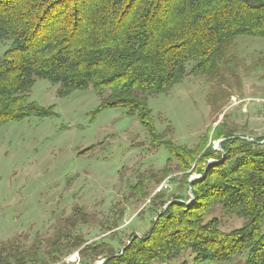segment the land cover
I'll list each match as a JSON object with an SVG mask.
<instances>
[{
  "label": "trees",
  "instance_id": "16d2710c",
  "mask_svg": "<svg viewBox=\"0 0 264 264\" xmlns=\"http://www.w3.org/2000/svg\"><path fill=\"white\" fill-rule=\"evenodd\" d=\"M242 35L264 38V0H0V43L10 41L0 55V125L52 115L51 108L27 102L35 80L46 79L58 84L61 95L91 88L101 109L135 115L150 144L169 151L159 172L165 177L171 159L187 176L201 152L200 179L189 182L192 202L171 203L121 250L103 240L82 248L85 264L97 258H106L103 264H168L185 252L192 264L242 254L244 264H264V135L243 139L223 118L218 136L226 140L218 158H225L207 164L215 149H205V140L194 148L178 145L169 123L157 130L147 106L149 97L192 76L204 82L211 112L221 111L242 90L247 68L235 52ZM130 188L136 192L130 198L146 197L139 180ZM216 206L242 218V228L222 232L212 216ZM85 212L75 205L72 214L56 217L52 233L24 251L15 241L0 243V264H52L79 249L85 241L77 227L86 223Z\"/></svg>",
  "mask_w": 264,
  "mask_h": 264
},
{
  "label": "rangeland",
  "instance_id": "374dc122",
  "mask_svg": "<svg viewBox=\"0 0 264 264\" xmlns=\"http://www.w3.org/2000/svg\"><path fill=\"white\" fill-rule=\"evenodd\" d=\"M9 45L10 41L0 43V55ZM235 52L247 71L241 75V92L230 96L221 111L211 112L204 101V82L192 76L175 84L167 94L147 99L160 133L169 123L178 145L194 148L205 140V149H215L217 155L207 164L225 158V154L218 158L226 140L218 136L223 118L234 122L229 127H235L243 139L246 135L251 139L264 135V107L248 99L264 97V38L238 36ZM235 100L241 102L233 104ZM27 102L51 108L53 114L43 118L30 115L0 125V243L15 241L24 251L52 233L56 217L72 214L78 205L88 216L86 223L77 227L85 242L64 257L58 255L59 260L52 264H74L78 256L85 264L78 253L82 248L103 240L111 242L115 251L121 250L131 239L146 233L158 212L162 210L161 214L171 203L193 201L189 182L200 179L198 170L204 167L201 152L187 176L171 159L165 177L159 172L170 156L168 149L153 147L137 117L125 109H101L93 89L61 95L58 84L36 79ZM137 180L145 186L144 199L129 197L136 193H131L130 187ZM212 216L225 233L244 225L242 218L225 214L220 206L213 209ZM191 258L185 252L168 264H192ZM245 258L242 254L225 262L201 264H244Z\"/></svg>",
  "mask_w": 264,
  "mask_h": 264
},
{
  "label": "built area",
  "instance_id": "2783aa9c",
  "mask_svg": "<svg viewBox=\"0 0 264 264\" xmlns=\"http://www.w3.org/2000/svg\"><path fill=\"white\" fill-rule=\"evenodd\" d=\"M248 99H249V101H255V102H257V103H259L260 105H262V106L264 107V99H259V98H253V99L248 98ZM233 100H234V98H233ZM239 102H241V100H235V101L233 102V104H237V103H239ZM74 264H82V262H81L79 256L76 258ZM97 264H98V263H97Z\"/></svg>",
  "mask_w": 264,
  "mask_h": 264
},
{
  "label": "water",
  "instance_id": "95a60500",
  "mask_svg": "<svg viewBox=\"0 0 264 264\" xmlns=\"http://www.w3.org/2000/svg\"><path fill=\"white\" fill-rule=\"evenodd\" d=\"M244 139H247V140L253 141V139H251V138H244ZM261 142H264V140L261 141ZM261 142H260V143H261ZM191 197H193V195H191ZM131 240H132V239H131ZM131 240L128 242V244L131 242ZM105 259H106V258L102 259L100 262H98V264H103L104 261H105Z\"/></svg>",
  "mask_w": 264,
  "mask_h": 264
},
{
  "label": "bare ground",
  "instance_id": "6f19581e",
  "mask_svg": "<svg viewBox=\"0 0 264 264\" xmlns=\"http://www.w3.org/2000/svg\"><path fill=\"white\" fill-rule=\"evenodd\" d=\"M257 98H259V99H264V97H257Z\"/></svg>",
  "mask_w": 264,
  "mask_h": 264
}]
</instances>
